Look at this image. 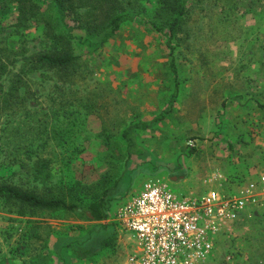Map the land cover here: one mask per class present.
Here are the masks:
<instances>
[{
	"label": "rangeland",
	"instance_id": "374dc122",
	"mask_svg": "<svg viewBox=\"0 0 264 264\" xmlns=\"http://www.w3.org/2000/svg\"><path fill=\"white\" fill-rule=\"evenodd\" d=\"M179 1L73 0L77 20L65 24L53 0H0V185L77 206L0 198V264H123L128 239L114 222L87 217L92 201L104 197L116 211L155 176L189 194L186 177L208 165L241 180L242 159L264 171V0H189L173 42L174 112L134 131L133 148L123 138L175 90L167 39L147 22L165 27ZM114 12L136 18L92 50ZM43 54L76 59L54 66ZM239 93L255 105L245 119L226 103ZM78 245L94 254L77 257ZM198 264H264V206L233 223L213 258Z\"/></svg>",
	"mask_w": 264,
	"mask_h": 264
},
{
	"label": "built area",
	"instance_id": "2783aa9c",
	"mask_svg": "<svg viewBox=\"0 0 264 264\" xmlns=\"http://www.w3.org/2000/svg\"><path fill=\"white\" fill-rule=\"evenodd\" d=\"M210 179L219 181L218 186L187 194L174 192L164 177H149L139 192L123 198L107 218L128 239L123 264L209 260L233 223L264 206V172L248 182L222 174ZM224 182H228L226 187Z\"/></svg>",
	"mask_w": 264,
	"mask_h": 264
},
{
	"label": "trees",
	"instance_id": "16d2710c",
	"mask_svg": "<svg viewBox=\"0 0 264 264\" xmlns=\"http://www.w3.org/2000/svg\"><path fill=\"white\" fill-rule=\"evenodd\" d=\"M21 4H25L27 0H17ZM189 0H180L175 8V11L172 15L169 23L164 27L158 26L155 23H149L155 30L161 32L165 38L167 39V44L170 49V70L175 77V90L172 94V97L169 100L168 105L163 111H161L158 115L153 117L150 120H140L134 119L130 122V124L124 129L122 136L127 141L128 146L133 148L132 142L133 139L131 135L136 130H146L149 129L168 118V116L173 111L174 102L179 94V81H178V67L174 57V40L177 41V29L180 25V21L182 17L186 13V4ZM57 11L60 15L61 20L65 24H69V16L73 18V20H77L75 15V4L73 0H53ZM136 17L133 15H129L123 12H114L110 17V21L107 24L108 29L105 31L104 35L98 40L96 43V47L92 50L98 49L100 46L105 44L110 38H112L120 29L121 25L126 21H133ZM71 26V25H69ZM76 59L74 55H54V54H43L40 57V60L45 61L54 66H65L71 63ZM136 154H140L139 149L136 148ZM6 197L8 199H13L20 201L22 204L30 205L31 207H40L46 209H59L62 211H75L77 210V206L74 203H69L67 200L60 196H50V197H42L38 194L23 190L18 187H14L12 185L3 184L0 185V198ZM112 210V209H111ZM110 205L104 197L98 198L92 201L87 208V217L93 221H101L109 218L110 213ZM113 225V224H112ZM114 227V226H113ZM113 240V237L102 241V246H109ZM74 253L79 258H88L91 257L94 252L90 247H85L83 245H78L77 247H73Z\"/></svg>",
	"mask_w": 264,
	"mask_h": 264
},
{
	"label": "crops",
	"instance_id": "0c3cea01",
	"mask_svg": "<svg viewBox=\"0 0 264 264\" xmlns=\"http://www.w3.org/2000/svg\"><path fill=\"white\" fill-rule=\"evenodd\" d=\"M178 97H179V94H178V96H177V98H176V100L174 102L173 111L171 112V114L169 116H171L172 113L174 112L175 105H176ZM230 98H231V100L226 101V103L229 104L228 108H232L231 109V113H232V110H236L233 113H234V115H239L240 118H244L245 117L246 110L248 108H249V111H250V109L252 107H255L254 103L252 104V101H250L249 106L246 107L244 104L247 101V99H245L244 95L241 94V93H239L238 95L230 96ZM233 119H234V116L231 117V120H233ZM242 121H243V119L241 120V122ZM241 163H243V164L240 166V170L237 171V174L245 182H248V181H250L252 179H255L258 176L257 174H260V173L264 172V171H260L259 172L257 170H254L253 167L255 166V163H253V162L250 163L249 165H247L246 163H244V161L242 159ZM256 172H258V173H256ZM210 173H212L211 175L213 177H216V176H218L220 174L228 176V173L230 174V171H229L228 168H226V166H223V168L222 167L221 168H217L216 166L208 165V167L205 170V173L203 174V176H201L202 178L200 176H197V172L196 171H193V172H191V174L189 176L186 177V181L187 182H185L184 185L188 188V190L190 192L196 193V194H199L200 192H202L201 189H204V188L209 189L210 187H217L218 184H219V181H215V180H212V179H210V181H208V179L204 180V178L207 175H209ZM200 175H202V172H201ZM227 185H228V182H224L223 183L224 187H226Z\"/></svg>",
	"mask_w": 264,
	"mask_h": 264
}]
</instances>
